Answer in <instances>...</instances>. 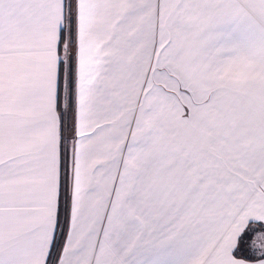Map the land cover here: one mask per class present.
I'll return each mask as SVG.
<instances>
[{"label": "crops", "instance_id": "1", "mask_svg": "<svg viewBox=\"0 0 264 264\" xmlns=\"http://www.w3.org/2000/svg\"><path fill=\"white\" fill-rule=\"evenodd\" d=\"M16 1V52L50 53L54 71L71 7L73 145L62 208L43 160L1 177L10 258L264 264L240 243L264 224V0ZM183 104L191 128L168 132L165 107Z\"/></svg>", "mask_w": 264, "mask_h": 264}, {"label": "rangeland", "instance_id": "2", "mask_svg": "<svg viewBox=\"0 0 264 264\" xmlns=\"http://www.w3.org/2000/svg\"><path fill=\"white\" fill-rule=\"evenodd\" d=\"M17 3L19 1L0 0V180H4V177H21L23 174L31 177L42 169L35 166V163L43 160L49 168L47 172L50 173L49 177L54 179V185L58 170L60 171L61 196L58 203L62 208L73 145L71 130L73 54L69 49L73 39L69 27L72 25L71 7L66 8L65 27L62 31L64 34L57 51V61H62L63 67L60 65L57 71L56 69L54 71L50 53L44 54L46 57L43 55L41 57L39 54L27 55L16 52L18 47L25 46V42L18 43L19 38L16 36H19V33H26V21L18 16L25 14L28 7ZM32 9L34 8L31 6L30 13ZM40 9L43 8H36L37 11ZM13 13L14 20L10 17ZM60 69L63 72L60 77L62 81L59 79ZM60 89L62 95L59 102ZM183 107L187 111L186 116L182 117L180 113L184 112ZM165 108L168 132L175 128H191L187 121L189 117L187 104L176 107L178 110L171 106ZM191 138L198 139L201 145L209 142L206 136ZM218 154L222 156L219 161L222 164L218 163L219 170H224L225 155L221 152ZM220 180L227 181V177L221 176ZM220 185L225 186L226 183L222 182ZM1 200L0 197V202ZM250 228L251 230L240 241L241 245L245 251L252 253L258 252L259 249L264 250V224L253 223ZM0 237H3L1 232ZM6 242L7 240L0 238V264H32L26 263L25 258L20 259V256L19 261H16L15 257L13 261L9 250L6 251L4 248ZM23 246H26V243ZM46 264H49V261Z\"/></svg>", "mask_w": 264, "mask_h": 264}, {"label": "trees", "instance_id": "3", "mask_svg": "<svg viewBox=\"0 0 264 264\" xmlns=\"http://www.w3.org/2000/svg\"><path fill=\"white\" fill-rule=\"evenodd\" d=\"M63 34H64V33L62 32V34H61V35H62V38H63ZM62 38H61V39H62ZM60 65L63 67V63H62V61H60ZM60 70H61V72H60V74H59V75H60V76H59V79H60V77H62V73H63V72H62V69H60ZM60 81H62V78L60 79ZM61 95H62V94H61V89H60V92L58 93V101H59V102H60V100H61Z\"/></svg>", "mask_w": 264, "mask_h": 264}]
</instances>
